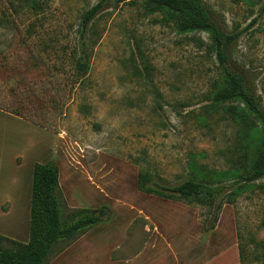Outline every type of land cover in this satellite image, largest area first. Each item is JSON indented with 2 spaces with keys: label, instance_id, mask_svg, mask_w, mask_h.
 Returning a JSON list of instances; mask_svg holds the SVG:
<instances>
[{
  "label": "rangeland",
  "instance_id": "obj_1",
  "mask_svg": "<svg viewBox=\"0 0 264 264\" xmlns=\"http://www.w3.org/2000/svg\"><path fill=\"white\" fill-rule=\"evenodd\" d=\"M96 2L0 0V212L10 209L9 195L16 198L12 216L31 194L34 160L52 161L64 198L61 216L71 204L105 205L107 217L86 231L100 232L91 239L105 246L106 233L126 230L123 256L147 239L138 201L161 198L137 188V173L173 185L200 170L213 176L228 171L238 157L239 124L207 98L218 70L207 33L176 31L159 13L148 12L142 0L103 4L88 32V71L74 82L71 51L82 14ZM204 2L227 29L245 28L232 58L264 106V0ZM17 153L20 171L14 165ZM187 205L191 237L182 241L171 235L174 249H159L160 264H175L174 250L183 263L203 249L204 234L217 226L220 215L224 244L233 240L237 250L243 245V264H260L262 250L254 241L264 239V176L246 184L231 203L223 202L213 225L215 210ZM151 206L160 216L168 208ZM69 244L59 242L48 263ZM210 264L235 261L225 254Z\"/></svg>",
  "mask_w": 264,
  "mask_h": 264
},
{
  "label": "trees",
  "instance_id": "obj_2",
  "mask_svg": "<svg viewBox=\"0 0 264 264\" xmlns=\"http://www.w3.org/2000/svg\"><path fill=\"white\" fill-rule=\"evenodd\" d=\"M124 1L97 0L82 14L79 22V40L70 55L75 74L74 82L83 78L88 71V32L92 19L104 3ZM142 1L148 12L159 13L161 18L170 22L178 32L207 33L208 47L215 56L218 68L207 98L211 105L222 106L231 119L239 124L237 136L240 147L233 168L214 173L216 176L200 170L197 176L167 185L157 181L151 173L139 171L136 186L144 193L215 210L211 221L213 225L223 202L231 203L246 184L264 176V106L255 87L246 79L244 69L236 65L232 58L234 44L245 28L227 29L204 0ZM261 6H264V2ZM226 176H231L234 180L229 184L213 182L214 178L220 180ZM58 177L56 163H33L28 239L22 242L0 234V264H48L52 249L59 242L65 241L69 244L107 217L105 205L70 208L62 217L60 209L64 208V198ZM225 194L227 199H223ZM254 246L262 250L260 264H264V239L254 241ZM245 253L246 247L239 244L240 264H243Z\"/></svg>",
  "mask_w": 264,
  "mask_h": 264
},
{
  "label": "crops",
  "instance_id": "obj_3",
  "mask_svg": "<svg viewBox=\"0 0 264 264\" xmlns=\"http://www.w3.org/2000/svg\"><path fill=\"white\" fill-rule=\"evenodd\" d=\"M6 114L15 116L10 113ZM18 155L19 153L15 154L13 159L15 162V168L20 171L22 165L17 161ZM33 163L31 165H33ZM31 176L32 168L29 177L30 183L28 184L30 192ZM26 187L27 185L25 186V188ZM59 187H61L60 183ZM17 194H15L14 196L16 197ZM12 198L13 196L10 195L5 198L11 203L10 209L8 211L0 212V234L18 241L26 242L28 239L30 193L28 198L27 194H25V202L20 206L19 210L17 209V212H15V214L10 216L13 211L11 206L14 202H16V198ZM153 203L166 204L168 206L163 216L158 215L154 211L153 207L151 206ZM137 204L138 205L136 211L143 217V232L145 231L147 233V239L144 240L143 244L138 250H136V252L129 251L127 252V254H124L122 256V254L124 253L123 250H125V248L123 247V245L120 246V241L127 236L126 230L118 229L114 234L106 233V239H108L109 243L103 246L102 243L98 242L97 240L91 239V235H94V237H98L100 236V232L90 229L82 233L71 244L57 253L56 256L52 258L50 260V263L48 264H160L161 251L159 249H161V247L169 248L170 250L174 249L172 242H170L169 240V238H171V235L177 237L176 235L179 234L178 236L182 241H187L190 239L191 231H189V229L187 230L188 227H186L185 223L187 222V214L189 211H191V206L162 197L158 199H142L138 201ZM69 206L71 208H75V206H72V204ZM187 206H189V208ZM14 216H16V218L12 219V217ZM220 220L221 215L217 226L208 233L204 234L206 238L204 239V244H202L203 249L200 248V250H195L194 255H191L190 253L191 257L185 260L183 263H180V259L177 257V254L174 250V263L210 264L211 261L217 260L219 256L222 257L225 254H228L230 255L232 261H235V264H240L237 245L233 240L227 244H224V241L222 240V236H224V234L226 233L223 232V228H221L219 225ZM150 225H152V227ZM227 232L229 233V235H232L233 226L230 225L227 229ZM196 236L199 235L197 234ZM212 239L213 243L211 241ZM151 250L152 254H147ZM209 250L211 251V254H208ZM114 252H117V254L120 252V255L113 256Z\"/></svg>",
  "mask_w": 264,
  "mask_h": 264
}]
</instances>
